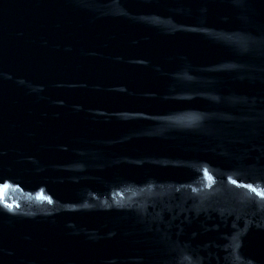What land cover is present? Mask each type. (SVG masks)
Returning <instances> with one entry per match:
<instances>
[{
  "label": "water",
  "instance_id": "water-1",
  "mask_svg": "<svg viewBox=\"0 0 264 264\" xmlns=\"http://www.w3.org/2000/svg\"><path fill=\"white\" fill-rule=\"evenodd\" d=\"M0 264H264V0H0Z\"/></svg>",
  "mask_w": 264,
  "mask_h": 264
}]
</instances>
